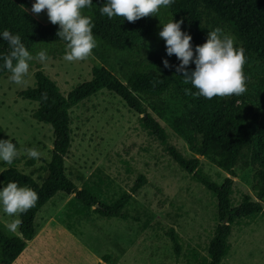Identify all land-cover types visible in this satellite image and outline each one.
I'll return each instance as SVG.
<instances>
[{
    "label": "rangeland",
    "instance_id": "374dc122",
    "mask_svg": "<svg viewBox=\"0 0 264 264\" xmlns=\"http://www.w3.org/2000/svg\"><path fill=\"white\" fill-rule=\"evenodd\" d=\"M35 2L32 1L31 5ZM28 13L43 25L52 24L46 10ZM156 36L145 41L153 57L167 59L169 65L179 61L166 56L165 43L158 33L170 19L161 8L157 14ZM208 31L225 26L211 17H204ZM232 36V35H231ZM233 37V36H232ZM234 38V37H233ZM207 39V33L202 44ZM97 40L93 56L82 61L63 60L65 44L37 43L29 51L33 56L47 49L50 60L31 62L30 75L23 85L8 81L9 73L0 79V130L3 139L16 145L19 155L13 161L16 169L41 184L46 178L53 136L49 125L34 119L39 104L22 94L36 87L35 74L47 76L66 97L76 86L89 81L91 70L101 66L128 88L145 111L164 129L174 148L186 159H196L200 170L219 185L224 179L233 182L232 204L241 194L248 195L264 212V194L253 179V169L238 161L231 174L223 170L220 153L209 145L182 116V102L172 94L157 95L128 86L137 71L117 52ZM235 46H238L234 38ZM201 44V45H202ZM246 76V91L239 96H225L233 105H247V113L257 122L264 120V72L257 68ZM193 66L191 63L188 67ZM141 115L130 111L115 95L101 91L69 111L70 147L64 158L66 177L77 190L84 185L100 184L108 201L119 198L138 177L144 186L131 196L123 210L126 219H103L91 215L87 219L67 220V203L72 198L56 195L37 214L35 234L25 243L20 256L12 264H196L193 257L206 255L216 222V201L189 175L181 172L170 160L164 147L141 129ZM35 147L41 156L28 158L27 148ZM9 165L0 162V174ZM16 217L0 209V229L7 236H18L9 229ZM179 238L177 251L167 233ZM230 250L221 264H264V215L253 221L235 225L228 239Z\"/></svg>",
    "mask_w": 264,
    "mask_h": 264
},
{
    "label": "trees",
    "instance_id": "16d2710c",
    "mask_svg": "<svg viewBox=\"0 0 264 264\" xmlns=\"http://www.w3.org/2000/svg\"><path fill=\"white\" fill-rule=\"evenodd\" d=\"M33 0H0V31L8 29L19 33L30 51L37 43H62L56 35L58 25H43L31 16L27 9ZM91 7L84 10L92 17L93 34L112 50L120 54L132 66L137 75L128 81V86L136 90H145L152 94H172L182 102V116L185 121L202 136L204 144L217 150L223 159V170L231 174L238 161L253 169V179L264 194V120L259 123L250 117L247 105H233L224 97L205 99L202 96L185 94V88L196 89L184 84L174 65L164 68L162 61L153 57L147 45L146 54L142 52L145 41L156 36L157 20L155 16L142 17L134 22L114 17L109 20L102 16L99 7L104 0H92ZM169 19L183 20L181 31L192 37L193 49L201 45L207 29L203 25L204 17L222 24L236 39L238 46L244 49L245 72L254 70V64L264 72V0H175L165 9ZM7 42L0 41V52L7 53ZM195 54V53H194ZM194 65L188 67L194 70ZM7 74L0 71V79ZM36 87L22 95L39 106L34 119L52 129L53 143L50 160L46 166V178L41 184L30 176L20 173L13 162L0 174V186L10 181L20 186H28L38 194L36 206L21 214L18 236H7L0 229V264H12L23 252L25 243L33 239L34 221L42 208L56 195L63 194L72 198L67 203V220L87 219L96 215L103 219H126L122 213L135 195L145 184L138 177L130 193H122L118 199L108 201L103 195L100 184L84 185L77 190L66 177L64 158L70 147L69 111L97 95L101 91L118 97L130 110L142 117L140 127L154 141L164 147L166 154L177 168L189 175L192 181L201 185L216 201V226L206 249V255H194L196 264H221L230 250L228 239L235 225L253 221L264 215L261 206L246 194H241L237 205L232 204L233 182L224 179L219 185L205 175L196 159H186L174 148L167 146L168 135L137 101L126 86L101 66L91 70V78L76 86L66 97H62L57 86L43 73L35 74ZM1 136V130H0ZM167 235L178 251L179 238L170 230Z\"/></svg>",
    "mask_w": 264,
    "mask_h": 264
},
{
    "label": "clouds",
    "instance_id": "9594fccd",
    "mask_svg": "<svg viewBox=\"0 0 264 264\" xmlns=\"http://www.w3.org/2000/svg\"><path fill=\"white\" fill-rule=\"evenodd\" d=\"M175 0H104L99 7L102 16L109 20L123 17L134 22L142 17L157 16L161 8L167 9ZM92 0H35L31 12L38 14L46 10L48 20L58 25L56 35L65 42L63 60L82 61L93 56L97 40L93 34L92 17L84 14L91 7ZM183 20L173 18L162 25L158 35L165 43L166 56H175L179 61L174 66L184 84L196 89L185 88V94L213 97L239 96L246 91V76L243 67L246 56L242 47L235 46L234 38L217 27L207 32V39L193 49L192 37L181 31ZM0 41L7 42L8 51L0 52V71L9 73L8 81L23 85L30 75L31 62L35 59L42 64L50 60L47 49L42 48L33 56L22 41L19 33L8 29L0 31ZM195 53V54H194ZM194 70H189V64ZM164 68H169L167 59H162ZM28 158L38 160L41 153L35 148L25 149ZM19 151L10 139L0 138V162L11 165ZM38 194L28 186H20L10 181L0 186V209L11 217H16L8 226L15 231L21 224L19 216L36 206Z\"/></svg>",
    "mask_w": 264,
    "mask_h": 264
}]
</instances>
